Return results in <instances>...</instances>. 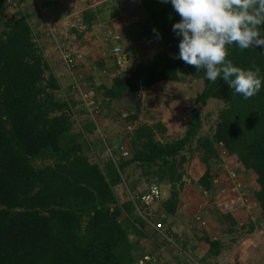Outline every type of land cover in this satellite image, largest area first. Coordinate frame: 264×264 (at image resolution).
<instances>
[{
	"label": "trees",
	"instance_id": "16d2710c",
	"mask_svg": "<svg viewBox=\"0 0 264 264\" xmlns=\"http://www.w3.org/2000/svg\"><path fill=\"white\" fill-rule=\"evenodd\" d=\"M139 2L148 25L139 40L152 37L158 51L146 59L137 53L129 58V71L115 76L111 85L97 88L102 109L110 110L109 103H118L137 85L146 94V108L160 110L167 101L157 100L153 88L193 81L203 83L196 105L215 101L222 107L209 133H203V118L194 109L184 132L173 140L164 123H141L138 103L126 118L135 126L127 147L131 158L118 153L117 160L99 161L89 155V141L98 125L85 119L76 130L73 120L78 104L84 113L85 103L92 99L82 95L77 103L71 97L75 86L61 98V85L36 42L31 16L6 20L9 2L0 0V264H143L149 255H143L140 241L147 237L148 227L154 229L149 237L155 243L163 234L170 238L164 242L175 245L170 229L185 206L182 194L188 181L215 195L219 179L236 174L223 169L231 164L254 175L256 191L251 198L264 221V84L255 96L244 99L233 95L219 78L209 82L203 71L173 58L179 39L172 25L180 17L172 6L158 0ZM93 4L84 7L79 37L101 25V10ZM227 59L242 69L259 68L264 78V47L241 50L233 44ZM113 62L117 65L116 59ZM191 164L197 167L193 174L185 170ZM215 164H222L220 173L213 169ZM152 183L160 186L162 196L151 207L141 202V192H130L121 201L115 190L121 185L134 192L144 185L146 190ZM244 189L237 191L247 199ZM221 216L224 236H230L233 246L256 231L254 224L241 225L229 212ZM204 233L195 239L208 246L207 258L232 249L224 239L213 240Z\"/></svg>",
	"mask_w": 264,
	"mask_h": 264
},
{
	"label": "rangeland",
	"instance_id": "374dc122",
	"mask_svg": "<svg viewBox=\"0 0 264 264\" xmlns=\"http://www.w3.org/2000/svg\"><path fill=\"white\" fill-rule=\"evenodd\" d=\"M8 8L6 13V20L13 21L20 17H25V14H28L31 16L30 18V24L33 30L34 35L36 36V42L38 46L41 48V36L39 39H37V35L41 34V0H8ZM94 3L96 8L101 10V16L98 18L99 23L101 26H97L94 28L93 32H90L89 37H84V35L79 38L76 42L72 41V44H70V48L73 49V52L75 53L74 62L77 66V73L78 76H75L74 72H68L69 77L71 80H73V84L76 88V91H74L71 94V97L77 102L81 103L82 95H84V98H91L92 100H89L85 103L84 113H79L81 111L80 109H83L81 104H78V107L73 111V120H74V126L76 130H79L82 126V121L85 119H90L93 122H95L97 126V131L95 135L90 139L89 141V155L92 156V158H98L99 161L101 159L111 158L109 155V149L110 154L113 156L114 160L118 159V151L113 152L112 149L114 147H129L130 139L129 135L132 133L135 129V126L130 125L126 122V118L130 115L129 111H134V105L128 106L127 104L130 102H137L136 97L132 92H128L125 97L119 101L118 103H109L110 110L107 108L102 109L101 107V95L96 94L97 88L99 86H109L112 83V79L120 75L121 73H125L129 71L130 68V62L129 58L133 59L138 54H141L143 59H146L150 57L152 54L156 53L158 51V48L156 46L155 41L152 37H149L145 40H139L142 36L143 32L147 29V18L146 14L143 9H141L139 0H80V4H77V10L73 13V16L71 18L70 27H72L73 30H75V36L76 34L80 33V31L83 30V27H80V20H81V11L83 10L84 4ZM96 3V4H95ZM80 8V9H79ZM123 18L126 21L124 22L125 25H127V32H124L127 36L128 34L131 35V40H127L126 38H123V34H119L122 36L123 41L125 42L124 45H121L123 57L125 61L121 66L116 65L113 62V59H116L112 55V48L115 45L114 42H112L113 35L115 36L121 28H117V24L115 22L116 18ZM78 32V33H77ZM126 37V36H124ZM88 46V47H87ZM90 48V49H89ZM62 51V50H61ZM63 52V51H62ZM72 52V50H71ZM50 53V52H49ZM86 53V54H85ZM52 57L55 55L54 53L50 54ZM81 56V57H80ZM45 57V56H44ZM56 57V55L53 57V59ZM137 57V56H136ZM50 58V57H49ZM83 58V59H82ZM47 64H49V67L51 71L54 73V75H57L56 73L58 70L60 71V67H66L64 62H62V53H61V62L59 61L58 57L56 61H53L52 58L48 59L45 57ZM102 65V66H101ZM59 66V67H58ZM67 68V67H66ZM68 69V68H67ZM76 70V69H75ZM83 74V75H81ZM48 75V74H47ZM108 75V76H107ZM110 75V76H109ZM79 81V82H78ZM80 84L82 86V90L80 89ZM77 86V87H76ZM67 87V86H65ZM203 88L202 82H187L186 84H173V83H164L159 85L158 87L153 88V92L157 96V100H161V102L167 101V104H164V108L160 107L159 111H162L160 113L153 114V111H150V109L146 108L145 97L146 94H143V99L140 101V116H143L144 119L140 120L141 123L147 122V123H157L158 121H163V123L166 124L168 127V135L170 139H177L181 136V134L184 132V129L187 124V120L190 116V113L192 110L196 109L204 121V130L203 133L207 134L210 132V127H212V122L215 119V116L217 115L218 111L222 107V104L210 101L206 106L196 105L195 100L198 93ZM67 90V89H66ZM64 90L60 91L61 98L67 97ZM69 91V90H67ZM78 93V95H77ZM81 94V96L79 95ZM86 95V97H85ZM94 100L100 104L101 109H97L99 106H95ZM154 101V99H153ZM169 101V102H168ZM94 102V103H93ZM122 102H124L125 105H122ZM181 102V105H180ZM176 104L178 106H176ZM125 106H127L125 108ZM171 110V115H169L168 112L165 110ZM99 113H98V112ZM144 112V115H143ZM85 114L84 116H82ZM139 124V123H138ZM103 143V144H102ZM106 146V147H105ZM223 153V158H228L227 154ZM97 160V159H96ZM98 162V161H97ZM196 163V162H195ZM194 164V163H193ZM202 169H206L207 167L204 165H200ZM216 167L218 168L216 170ZM220 167H222V164L217 166L216 164L213 165V169H215L216 173H220ZM197 167H193V165H186L185 170L188 173H194V170ZM231 170L230 168H234V166L228 165L223 166V169ZM214 172V171H213ZM214 172V173H215ZM201 173V172H199ZM198 174V173H197ZM238 175V176H237ZM201 176L200 174L198 177ZM236 176V177H235ZM197 177V178H198ZM222 179H225L224 176L219 179L218 187H220V190L222 188H225L228 183L226 181H222ZM233 180V187L236 188V190H240L244 186L243 178L240 177L239 174H235L232 176ZM231 185V182L229 183ZM188 186L191 191V194L185 195L183 198V203H185V211H181V214L177 218L180 217L179 222L181 224H184L183 226L187 227L186 224L188 221H191V223H196L197 211H195V201L193 200V196L198 197L199 200L205 199V201L208 203L206 207L210 210L207 215H209L210 221L213 223V230L209 234L210 237L213 239H224L227 244L230 246L226 251H232L237 245H234L231 243L230 236H224L225 229L222 225V216L221 214L224 213V209H220L219 206L216 203H213L216 201L213 198H211L210 195L205 196L201 193L200 188L196 184H190V180L188 181ZM116 193L121 201H123L125 196L128 193H133L135 195L136 193H142L145 191V186L141 185L137 190H132L131 188H127L125 185H121L117 187ZM165 191H168V188L165 189ZM222 195L223 201H228L235 199V193H229ZM193 195V196H192ZM217 196V195H216ZM193 201V202H192ZM210 201H213L210 203ZM246 204V203H245ZM158 207V206H157ZM157 207L155 209L157 210ZM250 209V208H249ZM204 212V210H203ZM257 211H253L247 219L240 220L239 223L241 225H249V221L253 218L252 221H255V214ZM199 214V213H198ZM253 214V215H252ZM181 215V216H180ZM200 217V216H199ZM198 217V218H199ZM200 223H203L204 219L201 217L199 218ZM205 222V221H204ZM177 223V219H176ZM175 223V224H176ZM193 223V224H194ZM186 224V225H185ZM212 227V226H211ZM210 227V228H211ZM202 230H200V233L206 232L205 226L201 227ZM151 231L154 232V229L150 226L147 228L146 233L147 237L140 241V246L143 247V251H145L143 255H149L147 260L143 261L145 264H154L153 259H156V257H159V248L154 247L155 245V239L152 237H149L151 234ZM164 232V230H162ZM205 234V233H204ZM183 235V234H181ZM188 237L187 233L184 234ZM160 239H164V237H160ZM166 239V238H165ZM181 238L179 237V233L175 234V237L172 242L175 243L173 245V249H179L177 250L179 253H181V249H186L189 247V245H196V241H193V243H186L183 244ZM241 242V241H240ZM189 244V245H188ZM184 245V246H183ZM161 257V256H160ZM159 257V258H160ZM143 257H141L142 260ZM196 264H201L200 261L195 260ZM143 263V264H144ZM142 264V263H140ZM160 264V263H159ZM164 264V263H163Z\"/></svg>",
	"mask_w": 264,
	"mask_h": 264
},
{
	"label": "crops",
	"instance_id": "0c3cea01",
	"mask_svg": "<svg viewBox=\"0 0 264 264\" xmlns=\"http://www.w3.org/2000/svg\"><path fill=\"white\" fill-rule=\"evenodd\" d=\"M78 3L80 4V0H41V34L37 35V39H39L41 36V49L43 50L44 56L47 57L48 59L52 58L53 61H56L58 57L59 61L61 62L62 51L63 52L67 51L68 53H71L73 57H75V53L73 52V49L70 48V44H72V41L76 42L82 36L79 37L78 34H76L75 36V30H73L72 27H70V23H71L70 21L73 16V13L77 10ZM84 7H83V10L81 11V14L85 9ZM125 21H126L125 19L120 18V17L115 19V22L118 26L117 28L119 27L121 28V30H119V32L116 35L120 36L119 34L122 33L123 38H126L127 40H131V35L128 34L127 36L124 33V32H127L128 31L127 28H129L127 27V25H125L124 23ZM90 34H91L90 32H86L84 37H89ZM120 37H121L120 45H124L125 42L123 41L122 36ZM54 52H55L56 57L53 59L55 55L52 57L50 54ZM60 69L61 70L60 71L58 70V72L56 73L57 75L55 76L57 77L62 90H64L63 92L66 93L68 92L67 90L71 89L74 86L73 84L75 83H73V80H71V78L69 77L68 75L69 71L66 67H63L62 65ZM76 73H77V66H76L74 75L78 76V74L76 75ZM173 110L174 109H171V110L167 109L165 111L168 112L169 115H171V111ZM80 112L81 111H79V113ZM160 112L162 111L153 110V114H156V115L157 113H160ZM143 115H144V112H143ZM143 119L144 117L141 116L140 120H143ZM160 122L163 123L162 120ZM144 123H147V122L144 121ZM196 163L199 165L198 162ZM199 168L200 167H198V169ZM231 169H233V171H235L237 174L240 175V177L243 178L244 187H245L244 190L248 193L247 199L245 198V196L239 194L238 191L233 188V185H234L233 180L230 177L228 178L227 175L224 176L225 179H222V181H226L228 185H226L225 188H222V190H220V187H218L217 185L218 191L216 190L215 196L214 195L210 196L207 193L202 192L201 189L200 191L205 196H208V197L210 196L211 198H213L214 196V199L216 200L214 201V203H216L220 209L223 208L224 209L223 211L225 213L227 212L231 213L232 216L238 222L240 220L247 219L253 211H257V213L255 214L256 216L254 219L255 221L250 222L251 220H253V218L250 221L248 219L249 224L252 223L255 225L256 231L252 235H250L248 238L239 242V244L232 251L231 250L223 251L222 254L218 258H215V259L207 258L208 246L202 241L199 242L198 240H196L195 237H198V236L203 237L204 233L202 234L200 233V230H202L201 229L202 226H205L206 232L210 234L214 228L213 227L214 225L210 221L209 215L206 218V215L209 212V209H207L206 207L208 203L205 201V199L202 198V200H199L198 197H195L192 195L193 200L195 201V207H196L195 211H197V216L198 217L200 216L199 218L202 217L205 222L204 221L203 223L197 222V221H200V219L197 217L196 223L193 222L194 223L193 224L191 223V221H188L186 223L188 226L185 227L183 226L184 224H181L179 222L180 220V217H179L177 218V223L174 222L171 225L172 227L170 231H172L174 235L175 234L177 235L179 233V237L183 240L182 241L183 244L186 245V243L190 244V243H193V241H196L195 242L196 245L188 244L189 247H187L186 249H181L182 253L179 254L176 251L177 249H173V245L164 242L163 239L161 240L159 237V240L158 242L155 243L154 247L159 248V257L160 256L161 257L160 258L156 257V259H153L154 264H159V263L160 264H163V263L164 264H196L194 262L195 260L200 261L201 264H264V221L260 217L261 214H260V209L258 205L251 198L254 192L256 191V188L254 185V175L252 174V172H243V170H241L240 168L238 169L234 167ZM230 182H231V185H229ZM187 187H190V186L187 185L185 187V190L183 191L182 203H183V198L185 197V195L187 196L191 194V191H192ZM227 192L235 193L236 194L235 199L223 201L221 196L224 195L225 193L228 194ZM185 203L186 202H184V205ZM185 209L186 207L184 206L181 209V211L183 212L185 211ZM181 211H180V214H181ZM186 233L188 235L187 238H185L186 236H184V234ZM163 237L164 239L165 238L170 239V238H167V236L165 235H163ZM216 239H213V240H216Z\"/></svg>",
	"mask_w": 264,
	"mask_h": 264
},
{
	"label": "clouds",
	"instance_id": "9594fccd",
	"mask_svg": "<svg viewBox=\"0 0 264 264\" xmlns=\"http://www.w3.org/2000/svg\"><path fill=\"white\" fill-rule=\"evenodd\" d=\"M170 4L180 17L172 25L179 39L174 59L203 71L209 82L223 80L232 90L249 99L259 93L264 78L259 68L242 69L227 59L228 49L264 47V0H158ZM155 38L161 37L153 29Z\"/></svg>",
	"mask_w": 264,
	"mask_h": 264
},
{
	"label": "built area",
	"instance_id": "2783aa9c",
	"mask_svg": "<svg viewBox=\"0 0 264 264\" xmlns=\"http://www.w3.org/2000/svg\"><path fill=\"white\" fill-rule=\"evenodd\" d=\"M112 40L115 43V46L111 50L112 55L116 58L117 65L121 66V64H123V62L125 61L122 55L123 52H122V48L120 45L121 37L118 35H115L113 36ZM62 60L70 72L75 71L76 64L74 62V57L71 55V53H68L67 51L62 52ZM112 151H118L120 156L123 157L124 159L131 158L130 150L127 149L126 147L125 148L122 146L114 147ZM109 155L111 156L112 159H114L113 156L110 154V149H109ZM140 194H141L140 200L146 207H151L153 205H156L162 196L161 188L156 183L150 184V186L144 192ZM159 229H160V226L157 227V230Z\"/></svg>",
	"mask_w": 264,
	"mask_h": 264
},
{
	"label": "flooded vegetation",
	"instance_id": "af4514ba",
	"mask_svg": "<svg viewBox=\"0 0 264 264\" xmlns=\"http://www.w3.org/2000/svg\"><path fill=\"white\" fill-rule=\"evenodd\" d=\"M130 92H132V93L134 94L135 97L137 96L136 93H135L134 91H130ZM136 99H138V97H136ZM136 101H137V102H130V103H128L127 105H128V106H131V107L134 105V108H136L137 104L140 103L141 100L138 99V100H136ZM122 105H125L124 102H122ZM126 107H127V106H125V108H126Z\"/></svg>",
	"mask_w": 264,
	"mask_h": 264
},
{
	"label": "water",
	"instance_id": "95a60500",
	"mask_svg": "<svg viewBox=\"0 0 264 264\" xmlns=\"http://www.w3.org/2000/svg\"><path fill=\"white\" fill-rule=\"evenodd\" d=\"M133 88L135 89V93H136L138 99L142 100L143 99V94H142V91L139 88V86L135 85V86H133Z\"/></svg>",
	"mask_w": 264,
	"mask_h": 264
}]
</instances>
